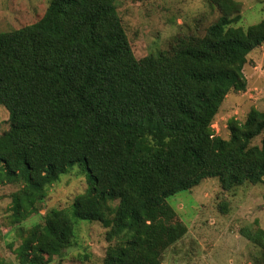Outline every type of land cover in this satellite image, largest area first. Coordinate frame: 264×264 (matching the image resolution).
Segmentation results:
<instances>
[{
  "label": "trees",
  "instance_id": "16d2710c",
  "mask_svg": "<svg viewBox=\"0 0 264 264\" xmlns=\"http://www.w3.org/2000/svg\"><path fill=\"white\" fill-rule=\"evenodd\" d=\"M208 1L220 17L204 36L178 37L141 61L119 0H52L37 23L0 33V107L12 122L0 135V184L19 186L11 220L20 264L62 258L79 222L107 230L102 264H161L188 232L171 199L207 179L225 191L264 183V112L231 119L228 140L212 128L226 97L247 89L264 20L236 27L239 2ZM75 168L87 175L85 193L21 228ZM243 235L260 249L253 264H264V230Z\"/></svg>",
  "mask_w": 264,
  "mask_h": 264
},
{
  "label": "rangeland",
  "instance_id": "374dc122",
  "mask_svg": "<svg viewBox=\"0 0 264 264\" xmlns=\"http://www.w3.org/2000/svg\"><path fill=\"white\" fill-rule=\"evenodd\" d=\"M242 6L236 27L247 29L264 20V0H235ZM52 0H0V33L19 30L40 21ZM117 10L137 60L170 48L184 36H204L220 14L208 0H119ZM247 89L231 92L213 123L214 135L230 138L228 122L244 123L256 109L264 112V46L254 50L244 69ZM12 127L10 113L0 107V135ZM262 137L253 141L260 145ZM87 175L77 168L48 189L39 214L27 219L21 228L29 230L50 210H69L88 188ZM19 186L0 184V264H20L16 250L22 232L13 228L12 194ZM187 234L163 256L161 264H253L260 249L244 235L264 230V183L244 185L231 191L222 189L217 179L204 180L198 187L171 199ZM76 246L62 258L48 264H102L109 246L107 230L100 223L79 222ZM4 260V261H1Z\"/></svg>",
  "mask_w": 264,
  "mask_h": 264
}]
</instances>
